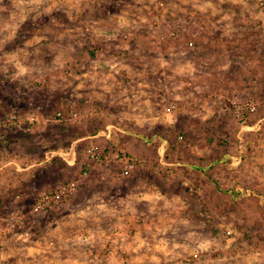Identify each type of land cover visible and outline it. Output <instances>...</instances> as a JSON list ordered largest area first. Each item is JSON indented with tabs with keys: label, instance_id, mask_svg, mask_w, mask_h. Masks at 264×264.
<instances>
[{
	"label": "rangeland",
	"instance_id": "rangeland-1",
	"mask_svg": "<svg viewBox=\"0 0 264 264\" xmlns=\"http://www.w3.org/2000/svg\"><path fill=\"white\" fill-rule=\"evenodd\" d=\"M263 116L264 0H0V264H264Z\"/></svg>",
	"mask_w": 264,
	"mask_h": 264
},
{
	"label": "crops",
	"instance_id": "crops-1",
	"mask_svg": "<svg viewBox=\"0 0 264 264\" xmlns=\"http://www.w3.org/2000/svg\"><path fill=\"white\" fill-rule=\"evenodd\" d=\"M2 30H4V28L2 29ZM104 31V33H103V35H105V36H107V37H110V34H108V33H106V32H108V31H106V30H103ZM234 61V60H233ZM231 63V62H230ZM242 63H244V62H242ZM263 120H264V116L263 117H258L254 122H252L251 124H247L246 126L249 128V129H254V128H260V125H261V123H263ZM133 138H134V136H133ZM136 138V137H135ZM133 143H136V142H133ZM167 161V160H166ZM199 161H202V159L201 158H199ZM167 164H169L168 163V161H167V163L165 164V166L167 165ZM4 165V164H3ZM168 166V165H167ZM183 166V164L181 165V167ZM230 168V169H229ZM229 169V170H228ZM228 169L227 170H225L223 173L222 172H220L219 171V167H216L215 169H212V170H214L213 172H212V174H211V176H207V175H204V173L202 172V169L201 168H198V167H194V168H190V171H188V172H191V170L193 171V175L195 176V177H197V178H201L200 177V175L202 176H204L207 180H208V182H209V184H210V190L211 191H213V193L214 194H218V193H221V194H229L228 192H231V191H229V190H227V191H225V189H224V186L221 184L222 183V180H219V178L218 177H220V178H222V176L224 175V173H227L228 175H230V176H232V174H235L234 172H232L233 170H231L232 168L231 167H228ZM180 170H178V172H179ZM181 178H184L183 180H185V179H187L186 178V176H185V173L183 172V173H181ZM188 179H191V178H188ZM223 179V178H222ZM217 182H216V181ZM194 182H195V180H194ZM195 187V186H194ZM193 187V188H194ZM107 190V191H106ZM198 190H200L201 191V189L200 188H198ZM103 192H105V194H107V193H111V189H107V188H104L103 189ZM0 193L1 194H5V193H7V192H4L1 188H0ZM112 193H114L113 191H112ZM114 195V194H113ZM2 200V199H1ZM210 203V202H209ZM232 204V201L231 202H229V201H227L225 204ZM196 204H199L200 206H202V203H196ZM101 206H105V202L104 203H102V204H100ZM215 205H216V203H215ZM181 209H183V208H185L186 207V205H184L183 203H179V205H178ZM212 207H213V205H211ZM212 207H209V208H212ZM89 207L87 206V209H88ZM152 209V208H151ZM103 210H105L106 211V209L104 208ZM249 209H248V207L247 208H242V211L244 212V214L242 213V220H243V222H245V225H247L249 228H250V226H251V219H250V217H249V211H248ZM83 211V210H82ZM105 214H108V212H105ZM109 216V215H108ZM113 216H117V219H113V218H110V217H108V218H105V219H110L109 220V222L111 221V222H113V224H116V223H120L121 221H122V217L120 218L119 216H120V214H118V215H116V214H114ZM170 219H168L167 218V221H169ZM179 220H181V219H178V221ZM146 221H148V222H150V223H148V222H145V224L144 225H154V223L155 222H153L154 221V219L153 218H149V219H146ZM175 221H177L176 219L175 220H173V222H175ZM177 221V222H178ZM108 222V221H107ZM126 222H130V225H137V226H140L139 224H137V219H136V217H133V216H130L128 219H126ZM170 222V221H169ZM118 225V224H117ZM167 233H165V234H163L162 233V238H166L167 236H169V235H166ZM186 240H184V242H185ZM190 249V248H189ZM191 249L193 250L192 252H194V256L195 257H197L198 256V253L201 255V248L199 247V245L197 244V245H192V247H191ZM179 250H181L182 251V249H179ZM181 251H179V254H181ZM190 251V250H189ZM162 255H163V257H165V256H167V255H169L168 254V252H167V250H163V252H162ZM185 255V254H184ZM199 255V256H200ZM2 264H8V263H2Z\"/></svg>",
	"mask_w": 264,
	"mask_h": 264
},
{
	"label": "built area",
	"instance_id": "built-area-1",
	"mask_svg": "<svg viewBox=\"0 0 264 264\" xmlns=\"http://www.w3.org/2000/svg\"><path fill=\"white\" fill-rule=\"evenodd\" d=\"M249 111H252L254 108V105L247 104ZM14 118V116H12ZM132 165V164H131ZM130 165V166H131ZM74 189L72 185H64L60 187L57 190H54L52 192H44L42 193L37 202L35 203V210H44V209H51L55 204H57L62 196H66L69 194L70 190Z\"/></svg>",
	"mask_w": 264,
	"mask_h": 264
}]
</instances>
